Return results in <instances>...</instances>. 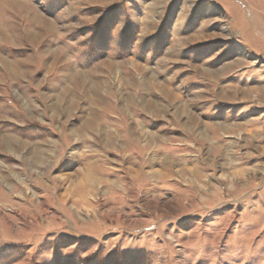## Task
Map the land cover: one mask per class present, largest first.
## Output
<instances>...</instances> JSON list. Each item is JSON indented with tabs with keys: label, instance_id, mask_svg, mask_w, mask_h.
<instances>
[{
	"label": "rangeland",
	"instance_id": "obj_1",
	"mask_svg": "<svg viewBox=\"0 0 264 264\" xmlns=\"http://www.w3.org/2000/svg\"><path fill=\"white\" fill-rule=\"evenodd\" d=\"M255 7L0 0V264H264Z\"/></svg>",
	"mask_w": 264,
	"mask_h": 264
},
{
	"label": "bare ground",
	"instance_id": "obj_2",
	"mask_svg": "<svg viewBox=\"0 0 264 264\" xmlns=\"http://www.w3.org/2000/svg\"><path fill=\"white\" fill-rule=\"evenodd\" d=\"M249 2L251 3V4H253L254 6H256L255 8H257V10H264V0H254L253 2L252 1H250L249 0ZM254 8V7H253ZM261 11V12H262ZM90 178V177H89ZM88 179V178H87Z\"/></svg>",
	"mask_w": 264,
	"mask_h": 264
}]
</instances>
